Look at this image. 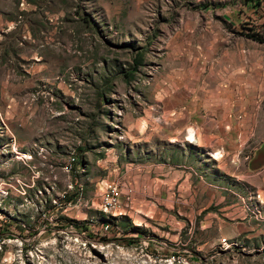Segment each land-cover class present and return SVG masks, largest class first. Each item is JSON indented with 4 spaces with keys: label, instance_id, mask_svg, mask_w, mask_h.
Returning <instances> with one entry per match:
<instances>
[{
    "label": "rangeland",
    "instance_id": "374dc122",
    "mask_svg": "<svg viewBox=\"0 0 264 264\" xmlns=\"http://www.w3.org/2000/svg\"><path fill=\"white\" fill-rule=\"evenodd\" d=\"M253 34L262 15L241 0H0V264H264V184L191 144L205 105L263 133ZM167 160L222 194L196 217L177 195L139 213L125 174Z\"/></svg>",
    "mask_w": 264,
    "mask_h": 264
},
{
    "label": "crops",
    "instance_id": "0c3cea01",
    "mask_svg": "<svg viewBox=\"0 0 264 264\" xmlns=\"http://www.w3.org/2000/svg\"><path fill=\"white\" fill-rule=\"evenodd\" d=\"M262 20L264 21V18ZM205 107L208 109L210 117L207 123L205 117L199 116L198 123L196 122L193 127L195 141L193 145L205 149L212 156V161L217 164L231 162L232 168L240 169L242 179L246 178L248 174H252L251 178L248 176L251 179L249 184L258 190L259 194L262 192L261 186L264 184V161H257L264 147V129H261L262 134L259 132L260 119L257 118L254 121L255 118L252 120L253 117L248 114L229 118L225 114L227 110L217 115L215 108H212L211 105H205ZM252 122H257L258 128H254ZM253 130L262 139L250 155L241 159L239 153L242 149L238 148L245 145L247 137ZM183 132L184 141H186L188 131L185 128ZM235 148L238 149L236 153L232 151ZM197 165L198 163L192 162L189 165H183L182 160L176 162L167 160L161 166L140 167L137 165L136 168L131 169L125 174L124 179L131 182L133 208L143 212L154 210L156 206L153 202L161 200L162 205L170 204L172 196L177 195L180 206L182 205V211H185L187 216H199L203 208L199 209L196 204L200 201H207L205 206L211 205L212 202L209 200H213L215 195L222 194L221 191L219 192L220 187H211V184L220 185L224 181L218 179V176L208 168L204 171ZM226 190L228 192L227 188Z\"/></svg>",
    "mask_w": 264,
    "mask_h": 264
},
{
    "label": "built area",
    "instance_id": "2783aa9c",
    "mask_svg": "<svg viewBox=\"0 0 264 264\" xmlns=\"http://www.w3.org/2000/svg\"><path fill=\"white\" fill-rule=\"evenodd\" d=\"M255 14H261L264 18V0H259V6L254 8ZM75 161H69L67 165H73ZM105 198H104V207L105 209H115L119 206V191L116 186H107Z\"/></svg>",
    "mask_w": 264,
    "mask_h": 264
},
{
    "label": "trees",
    "instance_id": "16d2710c",
    "mask_svg": "<svg viewBox=\"0 0 264 264\" xmlns=\"http://www.w3.org/2000/svg\"><path fill=\"white\" fill-rule=\"evenodd\" d=\"M242 5L247 6L249 9H254L259 6V0H241ZM254 41H257L259 43H264V36L253 34L249 36Z\"/></svg>",
    "mask_w": 264,
    "mask_h": 264
},
{
    "label": "bare ground",
    "instance_id": "6f19581e",
    "mask_svg": "<svg viewBox=\"0 0 264 264\" xmlns=\"http://www.w3.org/2000/svg\"><path fill=\"white\" fill-rule=\"evenodd\" d=\"M192 139H194V138H192ZM196 140V139H195ZM193 142H195L194 140H193ZM193 144V143H192ZM220 155V154H219ZM220 158V157H219ZM218 159V158H217Z\"/></svg>",
    "mask_w": 264,
    "mask_h": 264
}]
</instances>
